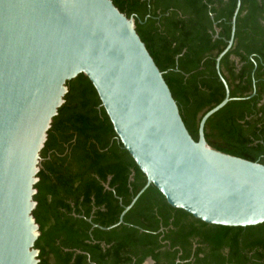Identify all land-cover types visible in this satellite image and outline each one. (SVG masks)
Masks as SVG:
<instances>
[{
	"label": "trees",
	"instance_id": "trees-1",
	"mask_svg": "<svg viewBox=\"0 0 264 264\" xmlns=\"http://www.w3.org/2000/svg\"><path fill=\"white\" fill-rule=\"evenodd\" d=\"M137 32L198 140L264 164V0H112ZM41 152L34 211L39 264H264V223L224 227L171 207L117 139L83 75L70 81ZM123 215V217H122ZM121 217L123 218L120 222Z\"/></svg>",
	"mask_w": 264,
	"mask_h": 264
},
{
	"label": "water",
	"instance_id": "water-1",
	"mask_svg": "<svg viewBox=\"0 0 264 264\" xmlns=\"http://www.w3.org/2000/svg\"><path fill=\"white\" fill-rule=\"evenodd\" d=\"M239 7L216 60L226 97L201 118L196 141L135 19L112 0H0V264L40 262L34 197L41 152L67 84L80 75L147 180L123 215L153 185L171 207L203 223H264V164L212 148L204 132L231 100L220 61L233 45Z\"/></svg>",
	"mask_w": 264,
	"mask_h": 264
},
{
	"label": "flooded vegetation",
	"instance_id": "flooded-vegetation-1",
	"mask_svg": "<svg viewBox=\"0 0 264 264\" xmlns=\"http://www.w3.org/2000/svg\"><path fill=\"white\" fill-rule=\"evenodd\" d=\"M150 259L146 262V264H149Z\"/></svg>",
	"mask_w": 264,
	"mask_h": 264
}]
</instances>
